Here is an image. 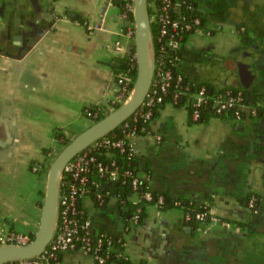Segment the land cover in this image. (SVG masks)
I'll return each instance as SVG.
<instances>
[{"label": "crops", "instance_id": "crops-1", "mask_svg": "<svg viewBox=\"0 0 264 264\" xmlns=\"http://www.w3.org/2000/svg\"><path fill=\"white\" fill-rule=\"evenodd\" d=\"M237 1L195 0L204 25L185 38L178 66L189 80H203L200 72L219 65L223 76L211 73L204 81L211 91H250L241 117L209 114L196 121L189 100L168 101L150 131L135 137V155L151 169V184L203 202L211 218L193 227L182 224L181 207L151 203L144 223L132 221L124 231L115 196L104 207L88 194L82 198L96 229L124 235L133 263L264 264V0H254L240 22L230 12ZM239 1L244 9L250 0ZM122 21L113 0H0V229L36 231L47 171H32L30 164L60 143L58 133L67 137L92 123L88 105L108 113L121 103L113 62L121 56L116 40L127 41ZM239 25L252 36L246 46ZM244 50L260 64L246 67L254 75L251 87L226 61ZM252 106L261 109L253 113ZM248 192L259 195V210L242 201ZM60 263L93 259L76 249L64 251Z\"/></svg>", "mask_w": 264, "mask_h": 264}, {"label": "trees", "instance_id": "trees-1", "mask_svg": "<svg viewBox=\"0 0 264 264\" xmlns=\"http://www.w3.org/2000/svg\"><path fill=\"white\" fill-rule=\"evenodd\" d=\"M116 5L119 6L120 9H124V3L127 0H113ZM155 2H159V0H155ZM186 2L191 3L190 7H182L181 12L187 15V19H191L192 17L198 16L200 18V26L204 25V17L201 12L195 6V0H186ZM149 13L153 12L152 6L149 4ZM128 15L130 19H133V12L129 11ZM152 36L154 38V46H155V57L158 60L162 58V66L169 68L172 73V77L170 79L169 85L166 87L165 91H158L156 93L153 101L149 105L140 106L130 117H128L125 122L128 125H123L121 123L118 127L113 129L109 132L106 136H109L113 139L117 138H125V132L130 130H135L138 134L145 133L150 131V121L159 115L160 109L165 105L166 102L170 101L176 105L182 103V100H189V114L192 108L191 104V94L195 92L200 86L204 85L206 87V93L210 94V96H216L217 91L213 90L210 93V89L212 86L211 82L204 81L196 77L194 80H189L187 76L179 69V61L176 63H172L173 58L178 55L181 56V50H159L158 46L160 41L157 40V33H158V23L154 20L150 23ZM239 34L241 42L244 46L250 44L252 42V36L248 33V31L238 26ZM187 37V34L183 35L182 44ZM134 52V45L131 47L130 53ZM162 56V57H161ZM172 59V60H171ZM178 60V59H177ZM113 67L115 70L123 71L127 73L130 77V81L127 82V89L130 90L133 87V83L136 76V64L135 58L132 59L131 56H123V57H116L113 62ZM180 72L182 74V80L180 82L176 81V74ZM117 78V77H116ZM188 87L185 89V87ZM226 87V86H225ZM224 90V89H220ZM241 90L242 95L244 97V101L248 103V97L246 95V89L243 87H232L231 91ZM178 92V98L174 100L173 94ZM185 92V93H183ZM161 96L160 100H157V96ZM183 97L181 100L180 97ZM120 103H116L118 106ZM200 108V116L195 119L196 121L205 119L209 114L220 115L224 118L234 119L236 120V106L227 107L221 113H215L213 109L208 104H203ZM261 107L258 106L257 111H259ZM145 111H149L150 114L148 117L145 116ZM85 115L89 116L93 121L101 118L102 116L106 115L105 111H102L98 105L91 104L88 105L84 109ZM240 112V116H241ZM192 119V118H191ZM194 120V119H193ZM57 134V133H56ZM58 138H62L60 140V144L66 143L70 137L64 136L63 133L57 134ZM48 149H44L47 151ZM112 151L113 154L110 156L107 152ZM91 154L94 156V160L90 163L89 171H88V181H87V194L93 199L94 204L98 207H104L106 205V197L111 195L116 197V204H115V213L118 217V220L123 225L124 231L127 229L128 226L131 224L132 215L134 213L138 214L136 219V223H144L145 215H146V206L148 204L154 203L157 204L159 209H168L171 207H181L184 210V214H189V217H184L182 220V224H189L193 227L198 226L200 221H206L211 218V213L208 211V206H206L201 201L191 200L190 198L181 197L169 191L168 189H162L155 187L151 184V169L147 165V163L143 162L140 158H138L135 154H128L127 150L120 151L117 147H104L98 146L94 147L91 150ZM114 159L115 164L118 167V177L115 180L110 181L106 174L99 175L97 171V162H101L107 164L109 167L110 161ZM48 169V168H47ZM47 169L45 171H47ZM125 170H130L131 173H124ZM138 177L137 186L134 188L132 186L131 180L133 176ZM148 176V178L146 177ZM150 191L151 199L141 198L138 201H133L130 196L132 194L140 195L144 191ZM97 193L101 194V198L97 197ZM254 196V203L249 205L248 200ZM159 196H162V202L156 203V200ZM242 201L245 205L249 207L250 210L254 211L259 210L261 208V199L257 193L248 192L246 195L243 196ZM197 211H205V217L203 220H199L195 217V213ZM72 216L77 219L78 223L81 224L88 214L86 209L82 203V199L78 198L76 200V210L72 213ZM95 230H91L88 235L90 236V244L94 247L97 244L98 237H101L102 243L98 247L97 252L99 255L103 256L104 260L102 264H145L144 261H140L138 263H133L127 254L124 251V243L125 237L124 235L117 234V233H108V236H103L99 234H95ZM86 235L85 230L79 227L78 236L79 238L76 239V246H79L82 242L81 238ZM34 237V233H31V239ZM109 243V246H108ZM108 246V247H107Z\"/></svg>", "mask_w": 264, "mask_h": 264}, {"label": "built area", "instance_id": "built-area-1", "mask_svg": "<svg viewBox=\"0 0 264 264\" xmlns=\"http://www.w3.org/2000/svg\"><path fill=\"white\" fill-rule=\"evenodd\" d=\"M151 5L153 12L150 14V22L156 21L158 23V33L157 40L160 41L158 49L163 51L168 49L182 50V38L184 34H189L195 28L200 27V18L198 16L187 19V15L181 12L182 7H190L191 3L186 2V0H149L148 5ZM133 10L132 0H127L124 3V9H120V15L123 22L121 27V34L127 39L126 43H123L119 39L116 40L115 46L119 51L121 57L131 56L132 59L135 58V52L130 53L132 45H134V20L130 19L128 12ZM152 50L154 52V74L151 82L149 91L143 103L140 105H149L156 93L158 91H165L166 87L169 85L170 79L172 77L171 70L162 66V58L158 60L155 57V46L154 38L152 36ZM162 57V56H161ZM181 56H175L172 63L180 61ZM178 59V60H177ZM172 60V59H171ZM179 63V62H178ZM116 92L119 101H123L130 93L127 89V82L130 81V77L127 73L123 71L116 70ZM182 80V74L177 72L176 81L180 82ZM188 87L186 86L185 89ZM216 96H210L206 93V87L204 85L200 86L195 92L191 94V104L192 108L190 111V116L192 119H197L200 116V106L203 104H208L213 109L215 113L223 112L227 107L236 106V118L239 119L241 108L247 105L244 101L241 90L231 91V89L216 90ZM213 91H210L212 93ZM185 93V92H183ZM179 93L173 94L174 100L178 98ZM181 100L183 97H180ZM157 100L161 99V96H157ZM188 100V99H187ZM252 112H257V106L251 107ZM149 111H145V116L148 117ZM123 125H128L127 122H122ZM138 133L135 130H130L125 132V138L113 139L109 136H103L84 150L76 154L71 158L64 166L61 182H60V193H59V207L57 213V220L55 224V230L53 237L51 238L49 244L45 250L35 256L30 258L11 260L5 264H61V254L64 251L79 249L84 253L90 255L93 259L92 264H102L103 256L99 255L97 252L98 247L102 243V238L98 237L97 244L92 247L90 244V236L88 233L91 230H95V234L108 236V232L104 230L96 229L91 222L90 217L79 224L77 219L72 216V213L76 210V200L78 198H83L87 195V181H88V171L90 163L94 160V156L91 154V150L94 147L104 146V147H117L120 151L127 150L128 154H135V137ZM157 140H160V136H156ZM110 156L113 154L112 151L107 152ZM111 167L107 164L97 162V171L99 175L106 174L110 181L115 180L118 177L119 171L115 164V160L110 161ZM124 173H131L130 170H125ZM148 178V176H146ZM138 177L133 176L131 183L135 188L137 186ZM133 201H138L141 198L151 199L150 191H144L142 194H135ZM97 197L101 198V194L97 193ZM162 202V196H159L156 203ZM249 205L254 203V196L248 200ZM157 205V204H156ZM254 211H257L256 209ZM205 211H197L195 217L199 220H203L205 217ZM138 217L137 213L132 215L133 222H136ZM184 217L188 218L189 214L185 213ZM79 227L85 230L86 235H84L81 240V244L76 246V239L79 238L78 230ZM31 241V232L23 230H3L0 229V245L5 244H25ZM109 246V243H108ZM107 246V247H108Z\"/></svg>", "mask_w": 264, "mask_h": 264}, {"label": "water", "instance_id": "water-1", "mask_svg": "<svg viewBox=\"0 0 264 264\" xmlns=\"http://www.w3.org/2000/svg\"><path fill=\"white\" fill-rule=\"evenodd\" d=\"M148 2L149 0H132L136 76L129 95L116 108L77 132L55 154L47 169L41 216L34 237L25 244L0 245V264L11 260L35 257L45 250L55 230L60 182L65 164L94 141L118 127L143 103L150 89L155 70ZM245 57H247L246 60H250V64L254 65L252 70L260 66L249 50L243 51V58ZM239 75L243 79V85L251 87L254 75L249 74V69L240 67ZM249 94L250 91H247L246 95L249 96ZM255 214L257 215V213Z\"/></svg>", "mask_w": 264, "mask_h": 264}, {"label": "rangeland", "instance_id": "rangeland-1", "mask_svg": "<svg viewBox=\"0 0 264 264\" xmlns=\"http://www.w3.org/2000/svg\"><path fill=\"white\" fill-rule=\"evenodd\" d=\"M254 0H250L249 2L248 1H245L246 2V7L243 9V5H241L242 3H243V1H237L238 2V5H237V3H236V6L235 7H232L231 8V10H230V12L232 13V14H234V16H233V20L235 21H238V22H240V21H242V20H245L246 21V16H244V15H248L249 13H250V11H251V9H252V2H253ZM247 2H248V4H247ZM249 20V19H248ZM122 22H124V21H122ZM243 51H239V52H237L235 55H233L232 57H231V59L232 60H229V59H226V61H227V63H228V65H230L231 67L233 66V67H236V72H237V75L239 74V68L240 67H249L250 66V63L249 62H247V61H245L244 59H243V53H242ZM212 63H214V62H212L211 61V64ZM226 63V64H227ZM219 64L221 65V63L219 62ZM213 65V64H212ZM206 72H200V77L203 79V80H207L209 77L207 76V75H209V74H211V73H215V74H218L217 76L218 77H222L223 76V74L225 73V71L222 69V68H220V66L219 65H216L215 64V66H214V68H213V70H205ZM225 80H226V77H225ZM85 127H87V126H85ZM85 127H83L82 129H84ZM81 128L80 129H77V131L75 130V131H72V130H69V132H70V134H69V137L70 138H72L77 132H79V131H81L82 130ZM65 144V143H64ZM64 144H60V143H58L57 145H56V147L55 148H52V150L51 151H49V152H45V157H42L41 159H37L36 161H34L32 164H30V166H31V170L32 171H35V172H37V171H40L42 168L44 169V170H46L48 167H49V164H50V162H51V160H52V158L55 156V154L59 151V149L64 145ZM47 147H49V146H47ZM49 153V154H48ZM48 154V155H47ZM39 160V161H38ZM47 173V172H46Z\"/></svg>", "mask_w": 264, "mask_h": 264}]
</instances>
